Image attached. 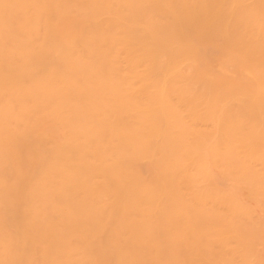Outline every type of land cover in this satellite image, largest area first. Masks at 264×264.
Instances as JSON below:
<instances>
[{
	"label": "bare ground",
	"instance_id": "obj_1",
	"mask_svg": "<svg viewBox=\"0 0 264 264\" xmlns=\"http://www.w3.org/2000/svg\"><path fill=\"white\" fill-rule=\"evenodd\" d=\"M0 264H264V0H0Z\"/></svg>",
	"mask_w": 264,
	"mask_h": 264
},
{
	"label": "rangeland",
	"instance_id": "obj_2",
	"mask_svg": "<svg viewBox=\"0 0 264 264\" xmlns=\"http://www.w3.org/2000/svg\"><path fill=\"white\" fill-rule=\"evenodd\" d=\"M226 186H228V185L226 184ZM241 189H243V188H241ZM238 191H239V190H238ZM238 191H237V195H238V197H239V198H242V199H245V198H246L247 201H246V200H245V201H246L247 203H246L245 201H244V203H246V204H248V205L251 204V203H250L251 201H250L249 198H248L247 191H246V190L244 191V189L241 190V191H243L242 193H245V194H246V195H245V194L243 195V194L241 193V194H242V196L240 195L241 197L239 196ZM243 196H244V197H243ZM239 200H240L241 203H243V202H242L243 200H241V199H239ZM244 203H243V204H244ZM252 204H253V203H252ZM252 204H251V205H252ZM249 206H250V205H249ZM249 206H248V207H249ZM252 207H253L252 210L254 211V210L256 209V207H255V209H254V204L252 205ZM252 207H251V208H252ZM257 210H258V211H257ZM257 210L255 211V213L257 212L256 214H258V215L261 216V212H260V210H259V209H257ZM259 212H260V213H259ZM256 216H257V215H256ZM260 216H258V217H260ZM262 218H263V216L260 217V219H262ZM258 251H260L259 253L262 255L261 250H258ZM260 254L257 253V255H260ZM261 255H260V256H261Z\"/></svg>",
	"mask_w": 264,
	"mask_h": 264
}]
</instances>
